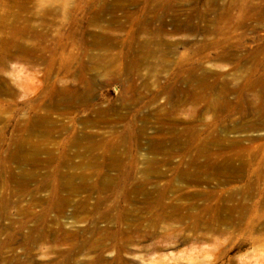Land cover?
I'll return each mask as SVG.
<instances>
[{
	"label": "rangeland",
	"instance_id": "1",
	"mask_svg": "<svg viewBox=\"0 0 264 264\" xmlns=\"http://www.w3.org/2000/svg\"><path fill=\"white\" fill-rule=\"evenodd\" d=\"M1 19L0 264H264V0Z\"/></svg>",
	"mask_w": 264,
	"mask_h": 264
},
{
	"label": "bare ground",
	"instance_id": "2",
	"mask_svg": "<svg viewBox=\"0 0 264 264\" xmlns=\"http://www.w3.org/2000/svg\"><path fill=\"white\" fill-rule=\"evenodd\" d=\"M4 20V19H3ZM2 19L0 20V29H5V21H3ZM8 26V25H7ZM0 48H1V51H3L2 52V54L3 55H1L0 56V59H1V61L3 60L4 61V59H5V57H6V49H7V41L5 40V39H2L1 41H0ZM1 53V52H0ZM200 81V80H199ZM182 180H190L189 179V175H187V174H182ZM193 180H196L197 178H195V177H193L192 178ZM245 191V190H244ZM242 192V191H241ZM240 192V193H241ZM247 193V192H246ZM230 195H233V193H231ZM234 196V195H233ZM235 197V196H234ZM231 199H233L232 198V196H231ZM235 199V198H234ZM221 218V217H220ZM229 218V217H228ZM229 219H231V218H229ZM200 220V219H199ZM214 221H218V222H221V223H224V222H231L230 220H228L226 217H224V218H221V219H219V217L217 218V219H214ZM228 222V223H229ZM211 223V222H210ZM208 224V223H207ZM226 224V223H225ZM197 225H201V224H199V223H197ZM209 225V224H208Z\"/></svg>",
	"mask_w": 264,
	"mask_h": 264
}]
</instances>
